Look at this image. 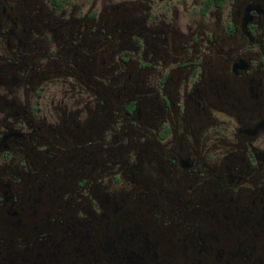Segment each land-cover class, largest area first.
<instances>
[{
  "label": "flooded vegetation",
  "instance_id": "flooded-vegetation-1",
  "mask_svg": "<svg viewBox=\"0 0 264 264\" xmlns=\"http://www.w3.org/2000/svg\"><path fill=\"white\" fill-rule=\"evenodd\" d=\"M0 264H264V0H0Z\"/></svg>",
  "mask_w": 264,
  "mask_h": 264
}]
</instances>
